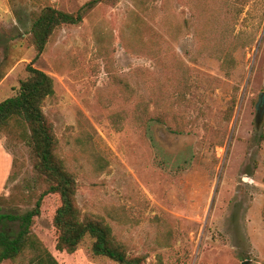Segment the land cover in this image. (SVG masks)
Returning a JSON list of instances; mask_svg holds the SVG:
<instances>
[{
	"label": "rangeland",
	"instance_id": "1",
	"mask_svg": "<svg viewBox=\"0 0 264 264\" xmlns=\"http://www.w3.org/2000/svg\"><path fill=\"white\" fill-rule=\"evenodd\" d=\"M86 1L0 0V101L29 63L53 78L43 111L77 205L143 264H264V118L255 124L264 0L98 3L57 28L36 59L30 26L40 9L73 12ZM0 148L11 160L0 212L31 208L41 186L29 147L0 135ZM57 204L45 196L32 228L59 264H118L93 255L89 237L57 250ZM2 227L14 233L18 222Z\"/></svg>",
	"mask_w": 264,
	"mask_h": 264
},
{
	"label": "trees",
	"instance_id": "2",
	"mask_svg": "<svg viewBox=\"0 0 264 264\" xmlns=\"http://www.w3.org/2000/svg\"><path fill=\"white\" fill-rule=\"evenodd\" d=\"M110 2L114 0H88L73 12L45 5L35 15L30 26L35 58L44 52L57 28L79 24L98 3ZM229 61L228 54H225L222 65L227 67ZM25 69L27 75L19 81L15 93L0 101V135L18 139L29 147L34 173L32 185L41 186V191L31 208L0 212V226L4 220L18 222V229L14 233L0 228V264L19 258L18 264H59L32 228L47 195H55L58 199L52 217L57 250L71 253L89 237L92 240L90 250L93 255L107 257L118 264H143L144 257L130 255L125 246L115 239L110 225L103 217L81 213L76 201V180L58 154V139L53 123L43 111L44 101L54 93V80L32 63ZM124 86L128 88L126 83ZM259 138H263V133ZM32 185L27 184L31 191Z\"/></svg>",
	"mask_w": 264,
	"mask_h": 264
},
{
	"label": "crops",
	"instance_id": "3",
	"mask_svg": "<svg viewBox=\"0 0 264 264\" xmlns=\"http://www.w3.org/2000/svg\"><path fill=\"white\" fill-rule=\"evenodd\" d=\"M10 163V157L8 156V154L3 153L0 148V191L6 181V177L10 168Z\"/></svg>",
	"mask_w": 264,
	"mask_h": 264
},
{
	"label": "water",
	"instance_id": "4",
	"mask_svg": "<svg viewBox=\"0 0 264 264\" xmlns=\"http://www.w3.org/2000/svg\"><path fill=\"white\" fill-rule=\"evenodd\" d=\"M255 124L256 126L260 125L264 118V91L259 92L257 101L255 103Z\"/></svg>",
	"mask_w": 264,
	"mask_h": 264
}]
</instances>
